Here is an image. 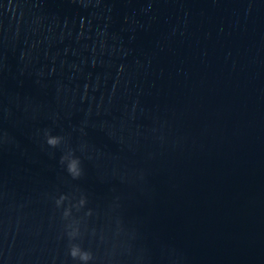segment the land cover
Returning a JSON list of instances; mask_svg holds the SVG:
<instances>
[{
    "label": "water",
    "instance_id": "obj_1",
    "mask_svg": "<svg viewBox=\"0 0 264 264\" xmlns=\"http://www.w3.org/2000/svg\"><path fill=\"white\" fill-rule=\"evenodd\" d=\"M81 197L90 264H264V0H0V264Z\"/></svg>",
    "mask_w": 264,
    "mask_h": 264
},
{
    "label": "clouds",
    "instance_id": "obj_2",
    "mask_svg": "<svg viewBox=\"0 0 264 264\" xmlns=\"http://www.w3.org/2000/svg\"><path fill=\"white\" fill-rule=\"evenodd\" d=\"M45 142L50 148H58L66 143L65 137L52 135L48 131L45 132ZM82 150L83 148H81V151ZM75 152V149L67 147L59 161L68 175L74 180L79 179L83 174L81 159L75 154ZM67 200H69L67 195H60L59 198L55 200L56 207L60 208ZM85 204L86 199L81 197L76 205H72L71 202H69V205L64 207L62 212V219L68 221L65 225V234L69 240L68 256H70L72 260L78 261L79 264H90V262L94 260V255L91 250L84 249L81 244L73 242L80 238L82 233L79 227V221L72 218V209L75 207L78 211ZM87 215H91V211H89Z\"/></svg>",
    "mask_w": 264,
    "mask_h": 264
}]
</instances>
